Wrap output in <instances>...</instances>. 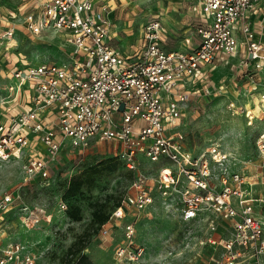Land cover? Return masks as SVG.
Instances as JSON below:
<instances>
[{
    "label": "built area",
    "instance_id": "obj_1",
    "mask_svg": "<svg viewBox=\"0 0 264 264\" xmlns=\"http://www.w3.org/2000/svg\"><path fill=\"white\" fill-rule=\"evenodd\" d=\"M30 1L0 20V63L13 79L0 103V161L21 160L27 183L45 178L49 161L66 145L83 150L91 141L112 142L123 168L133 173L128 192L99 228L107 238L122 223L113 264L137 263L143 252L134 241L139 212L152 204L154 192L165 198L172 190L179 194L183 222L207 211L224 223L228 239H206L223 249L213 264H264L263 224L243 174L229 173L228 155L217 145L190 153L177 130L189 96L209 94L207 81L219 66L240 73L248 86L249 124L264 120V0H187L196 42L184 38L185 48L177 50L165 49L169 31L157 17L140 25L135 43L121 49L110 13L122 0ZM16 13L24 14L31 34H59L73 48L70 61L27 65L11 59ZM256 151L264 158V128ZM140 158L159 164L151 184L140 172ZM15 199L10 192L0 197V223ZM21 222L36 230L39 216L30 210ZM207 226L216 231L214 220ZM35 258L16 242L0 252V264H34Z\"/></svg>",
    "mask_w": 264,
    "mask_h": 264
},
{
    "label": "rangeland",
    "instance_id": "obj_2",
    "mask_svg": "<svg viewBox=\"0 0 264 264\" xmlns=\"http://www.w3.org/2000/svg\"><path fill=\"white\" fill-rule=\"evenodd\" d=\"M25 1L31 4L30 0H0V20L6 17L7 11L15 10ZM178 4L177 0H128L123 14H127L132 34L147 19L162 18L175 37L167 48L177 49L186 28L182 23L187 20L186 11L178 9ZM23 16V13H16L11 20L14 25L11 59L18 58L27 65L70 61L73 48L59 34L53 30L31 34L23 26ZM3 28L0 21V30ZM9 74L4 63H0V103L7 95L6 87L13 84ZM207 84L209 94L189 96L177 130L183 135L185 148L193 155L204 153L213 144L227 153V170L241 172L244 188L257 200L254 211L264 232V158L256 151V137L264 128V120L255 119L249 124L246 113L252 104L249 103L248 86L237 71L219 66ZM1 113L0 107V119ZM118 150L117 145L109 141H91L83 150L66 145L55 160L49 161L45 178L32 177L27 183L22 182L21 160L0 161V197L9 192L16 196L0 223V252L16 242L35 255L34 264H65L67 248L80 239L87 242L82 252L94 264H113L115 245L121 241L122 223H115L112 234L101 238L98 226L91 219L94 209L108 213L128 192L133 175L121 167ZM105 166L112 170L106 171ZM158 166V163L139 159L140 172L150 184ZM93 168L100 170L94 185L82 187L76 196L64 200L61 195L68 179ZM216 177L217 170L213 169L211 179L218 184ZM61 203L67 209L78 207V219H70ZM180 208L179 194L174 190L165 198L153 193L152 204L139 212L135 222L134 241L143 248L135 264H213L211 258H221V245H210L206 239L210 234L218 241L228 239L229 233H222L224 223L207 211L194 220L183 222ZM30 210L38 214L39 223L36 230L27 231L21 221ZM208 220H214L215 232L209 231Z\"/></svg>",
    "mask_w": 264,
    "mask_h": 264
},
{
    "label": "trees",
    "instance_id": "obj_3",
    "mask_svg": "<svg viewBox=\"0 0 264 264\" xmlns=\"http://www.w3.org/2000/svg\"><path fill=\"white\" fill-rule=\"evenodd\" d=\"M119 162L121 163L120 160H119ZM121 167L123 168L122 163H121ZM105 169H106V171H110V170H112V167L105 166ZM125 171L129 172V174L133 175L132 172L127 171V170H125ZM98 175H100V170H98L96 168L95 169L93 168L92 170L89 169L88 171H83V172L77 173L75 175H72L68 179L66 187H65L61 197L64 200H67L69 198L76 196L82 187H88V188L92 187L94 185L95 178ZM132 178H133V176H132ZM132 178H131V180H132ZM119 203H120V201H116L108 213H105V212L100 211L98 209H94L92 211V219H91L92 223L96 224L98 226V228H100V226L103 225L104 223H106V221L108 220V217H109L111 210L114 207L118 206ZM66 214L70 219L77 220L78 214H79V208L78 207H69L68 209L66 208ZM86 243L87 242H83L80 239L75 240L67 248L63 263L65 262V264H94L93 261L90 259V257L82 252L83 249L86 247Z\"/></svg>",
    "mask_w": 264,
    "mask_h": 264
},
{
    "label": "crops",
    "instance_id": "obj_4",
    "mask_svg": "<svg viewBox=\"0 0 264 264\" xmlns=\"http://www.w3.org/2000/svg\"><path fill=\"white\" fill-rule=\"evenodd\" d=\"M177 1L179 3L178 9H184L186 11V16H187L186 22L182 23L183 25L186 26V28L183 29V31L181 33L182 36L180 38V45H179V48H177V49H183V48H185L184 43H183V39L188 37L190 39V44H194L196 42V36L193 32V27H194L193 16L189 10L188 1L187 0H177ZM127 5H128V0H122L121 3H119L116 6V8H114L113 11L110 13V19H111V22L113 23V29H114L115 35H116L115 43L121 49H128L130 46H132L135 43L137 33H138V29H139V27H138L137 32H135L134 34H132V32L129 30V27H130L129 23L130 22L127 20V14H123V10L125 9V7ZM176 10L177 9H175L174 11H176ZM152 18H154V17H152ZM149 19H151V18H149ZM149 19H147V20H149ZM160 21L164 24L165 27H167L162 18H160ZM144 23H141L140 25H143ZM254 28L256 31H259V26L257 24L254 25ZM167 29H168V27H167ZM173 39H175L174 35H172V33L169 32L168 40H167V43L165 45L166 50H177V49L167 48Z\"/></svg>",
    "mask_w": 264,
    "mask_h": 264
}]
</instances>
